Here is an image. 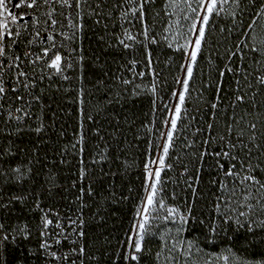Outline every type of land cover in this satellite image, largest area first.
<instances>
[{"label":"snow or ice","instance_id":"obj_1","mask_svg":"<svg viewBox=\"0 0 264 264\" xmlns=\"http://www.w3.org/2000/svg\"><path fill=\"white\" fill-rule=\"evenodd\" d=\"M0 264H264V0H0Z\"/></svg>","mask_w":264,"mask_h":264}]
</instances>
